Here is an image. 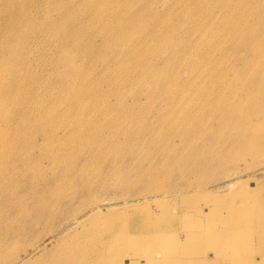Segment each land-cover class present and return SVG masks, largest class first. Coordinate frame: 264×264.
Here are the masks:
<instances>
[{"label": "rangeland", "instance_id": "rangeland-1", "mask_svg": "<svg viewBox=\"0 0 264 264\" xmlns=\"http://www.w3.org/2000/svg\"><path fill=\"white\" fill-rule=\"evenodd\" d=\"M241 196L257 202L246 214L256 241L244 242L255 247L264 0H0L7 262L20 254L16 264H46L71 237L100 230L94 222L131 232L147 213L174 215L187 237L201 227L184 205ZM116 214L125 218L113 225ZM193 236L185 249L198 246ZM184 248L179 241V258Z\"/></svg>", "mask_w": 264, "mask_h": 264}, {"label": "bare ground", "instance_id": "bare-ground-1", "mask_svg": "<svg viewBox=\"0 0 264 264\" xmlns=\"http://www.w3.org/2000/svg\"><path fill=\"white\" fill-rule=\"evenodd\" d=\"M237 187L236 183H231L229 186L230 190H235ZM234 201L231 205H223L221 199L205 201L208 205L204 207L205 209L197 205L194 208L184 205L186 208L183 207V210L186 211V215L197 216V221H200L198 227H201V232L198 231L197 234L187 237L180 236L177 220L171 214L153 219L147 213L145 216L150 219L143 217L137 220L135 222L137 225L131 232L126 225L112 228L107 222L90 221V224L94 222L93 227L101 225L99 226L101 229L85 237L83 231L80 232L79 238L71 237L69 245L63 247L62 252L46 264H139L129 260L130 256L138 255H141L140 259L144 258L143 264H174L172 261L175 259L177 264H187L190 261L194 264H264V252L260 251L264 248V235L262 244L257 242L255 247L244 248L247 239H251L253 243L256 241L255 231L250 228L255 218L247 217L246 214L250 209H254L257 202L253 199H243L242 196L235 198ZM85 210H81L78 215ZM260 213L262 229L264 203L261 204ZM112 217L113 225L114 222L125 218L118 214ZM113 232L115 233L112 234ZM192 235L198 246L195 250H187L184 248V242ZM179 241L184 248L182 259L177 255ZM258 252L262 259L257 258ZM22 253V256H25L27 251ZM168 254L170 257L166 259ZM205 254L207 258L202 257ZM153 255L155 260L151 261ZM19 259L20 254L7 262L8 256L0 255V264L4 262L16 264Z\"/></svg>", "mask_w": 264, "mask_h": 264}]
</instances>
